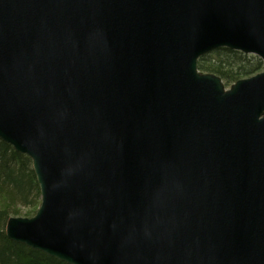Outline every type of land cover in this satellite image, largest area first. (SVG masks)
<instances>
[{"label": "water", "instance_id": "obj_1", "mask_svg": "<svg viewBox=\"0 0 264 264\" xmlns=\"http://www.w3.org/2000/svg\"><path fill=\"white\" fill-rule=\"evenodd\" d=\"M264 0H0V139L41 201L10 240L69 264H264Z\"/></svg>", "mask_w": 264, "mask_h": 264}, {"label": "trees", "instance_id": "obj_2", "mask_svg": "<svg viewBox=\"0 0 264 264\" xmlns=\"http://www.w3.org/2000/svg\"><path fill=\"white\" fill-rule=\"evenodd\" d=\"M197 68L219 76L228 86L258 73L264 68V63L253 54L219 47L201 55ZM40 200L39 184L31 159L0 139V264H69L14 242L5 234L9 216H33Z\"/></svg>", "mask_w": 264, "mask_h": 264}]
</instances>
